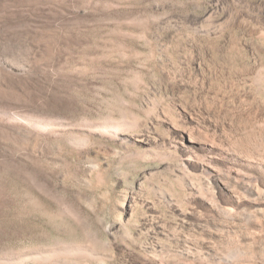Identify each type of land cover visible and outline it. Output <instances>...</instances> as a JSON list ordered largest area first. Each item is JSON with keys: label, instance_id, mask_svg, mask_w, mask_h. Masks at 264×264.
Masks as SVG:
<instances>
[{"label": "rangeland", "instance_id": "374dc122", "mask_svg": "<svg viewBox=\"0 0 264 264\" xmlns=\"http://www.w3.org/2000/svg\"><path fill=\"white\" fill-rule=\"evenodd\" d=\"M260 119L264 0H0V264L259 242L227 154Z\"/></svg>", "mask_w": 264, "mask_h": 264}, {"label": "bare ground", "instance_id": "6f19581e", "mask_svg": "<svg viewBox=\"0 0 264 264\" xmlns=\"http://www.w3.org/2000/svg\"><path fill=\"white\" fill-rule=\"evenodd\" d=\"M257 128L262 129L264 132V119L245 124L243 133L239 137L234 136L235 138L230 145L231 150L227 154L228 161L231 164V167H229L231 171L230 173L228 172V177L232 181H230V187L238 190L242 193L241 195L244 194V197H246L247 202L251 206V209H243L240 213L236 214L241 222L248 227L252 224L257 225L258 221L264 227V143L261 141L262 136L258 138L254 133L249 134V132ZM240 167L246 168V171ZM209 175L215 178L218 183L223 180H220L218 174L210 172ZM242 200L245 202V199ZM227 204L221 205L220 211L224 216L233 219L235 211L233 207H229L230 205ZM187 257L193 261L197 259L202 262L203 260L210 264H264V235L260 238L259 242L250 245L242 246L238 243L232 248H218L206 252L205 256L202 257L199 256L196 258L194 253H188Z\"/></svg>", "mask_w": 264, "mask_h": 264}]
</instances>
